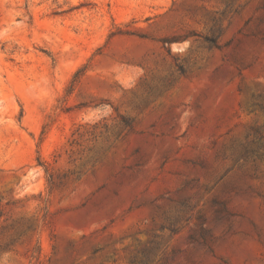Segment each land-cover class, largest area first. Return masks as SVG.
Here are the masks:
<instances>
[{
    "label": "rangeland",
    "instance_id": "obj_1",
    "mask_svg": "<svg viewBox=\"0 0 264 264\" xmlns=\"http://www.w3.org/2000/svg\"><path fill=\"white\" fill-rule=\"evenodd\" d=\"M0 264H264V0H0Z\"/></svg>",
    "mask_w": 264,
    "mask_h": 264
}]
</instances>
